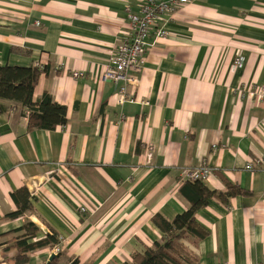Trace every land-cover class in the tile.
<instances>
[{
    "label": "crops",
    "instance_id": "0c3cea01",
    "mask_svg": "<svg viewBox=\"0 0 264 264\" xmlns=\"http://www.w3.org/2000/svg\"><path fill=\"white\" fill-rule=\"evenodd\" d=\"M145 2L0 0V67L44 69L33 99L48 93L67 118L30 130L24 108L0 101V264H13L11 233L26 221L40 229L36 240L62 239L59 264L130 261L160 241L154 215L172 220L188 208L182 174L204 164L209 189L224 193L229 183L250 195L199 210L208 235L189 248L199 264H264V99L242 93L264 83V0H193L163 15L131 100L119 103L122 83L102 74L127 15ZM156 28L168 34L156 38ZM22 187L33 212L9 218L10 194ZM52 255L50 245L32 250L28 264Z\"/></svg>",
    "mask_w": 264,
    "mask_h": 264
},
{
    "label": "trees",
    "instance_id": "16d2710c",
    "mask_svg": "<svg viewBox=\"0 0 264 264\" xmlns=\"http://www.w3.org/2000/svg\"><path fill=\"white\" fill-rule=\"evenodd\" d=\"M44 69L38 67H0V101L19 104L28 114V128L53 131L67 122L66 109L55 103L48 93H43L38 100L33 93ZM178 193L188 203V208L167 220L160 214L152 217V223L161 232L160 241L145 247L142 252L132 254L130 261L123 264H199V258L189 248L204 239L208 232L195 219L196 213L205 208L211 200L227 203L229 199L249 196V192L226 183V192L209 189L202 181H183ZM16 205V212L9 218H18L33 212L34 196L25 187L10 194ZM40 229L31 221H26L11 233V248L18 253L13 264H28L29 252L44 246L58 243L55 232L46 233L36 240ZM49 264H59L58 255ZM73 264V263H72Z\"/></svg>",
    "mask_w": 264,
    "mask_h": 264
},
{
    "label": "built area",
    "instance_id": "2783aa9c",
    "mask_svg": "<svg viewBox=\"0 0 264 264\" xmlns=\"http://www.w3.org/2000/svg\"><path fill=\"white\" fill-rule=\"evenodd\" d=\"M191 1L193 0H146L138 13H130L127 15V34L110 55L108 66L102 74L103 81L122 83L117 93L119 103L131 100L127 97L126 91L129 86L134 87L137 84L136 75L142 69L146 50L149 45L148 38L152 29L157 26V23L163 15L180 9ZM167 34L164 28H156L155 30L156 38H163ZM243 63L244 58L238 55L233 60V67L239 69L243 66ZM72 76L78 79L82 77V73L74 72ZM242 93L249 99H264V83ZM27 114L28 112L26 111ZM144 151L145 162L149 165L154 154V148L148 145ZM259 163L260 161L248 162L245 165V169L251 171L254 169V165H258ZM211 175V169L204 164L185 170L182 174V181H202L206 183ZM80 212H84V209H80ZM60 242H62V239L58 238V243L52 246V253L54 255L61 252Z\"/></svg>",
    "mask_w": 264,
    "mask_h": 264
},
{
    "label": "water",
    "instance_id": "95a60500",
    "mask_svg": "<svg viewBox=\"0 0 264 264\" xmlns=\"http://www.w3.org/2000/svg\"><path fill=\"white\" fill-rule=\"evenodd\" d=\"M54 257H55V255H52V256L50 257L49 262H51V261L54 259Z\"/></svg>",
    "mask_w": 264,
    "mask_h": 264
}]
</instances>
